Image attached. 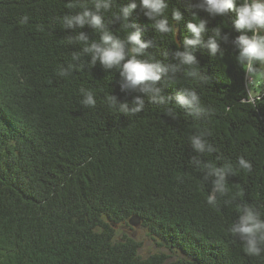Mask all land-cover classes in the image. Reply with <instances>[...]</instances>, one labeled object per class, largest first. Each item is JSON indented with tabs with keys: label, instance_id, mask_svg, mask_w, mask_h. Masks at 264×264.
Listing matches in <instances>:
<instances>
[{
	"label": "trees",
	"instance_id": "16d2710c",
	"mask_svg": "<svg viewBox=\"0 0 264 264\" xmlns=\"http://www.w3.org/2000/svg\"><path fill=\"white\" fill-rule=\"evenodd\" d=\"M81 2L0 0V264H264V253L247 254L228 232L238 205L255 207L264 219V103L248 102L251 89L234 47L221 42L224 54L215 58L196 50L198 77L185 67L159 82L173 97L167 104L145 97L141 112L113 113L108 95L131 101L143 94L122 91L118 70L99 61L90 66L85 45L69 44L79 31L99 38L87 25L63 27L61 17L79 11ZM124 2L103 13L121 38L126 29L110 22ZM184 4L169 0V16L175 7L184 16L177 33L155 32L139 8L128 18L152 41L147 51L157 59L178 63L173 52L183 50L190 35L192 11L229 40L239 34L233 13L210 17L185 11ZM75 52L79 61L71 60ZM69 63L76 66L59 75ZM81 88L94 92L95 107L80 103ZM183 89L198 94L207 115H191L175 102ZM194 134L205 135L216 151L196 153L189 143ZM240 156L251 162V172L227 175L228 192L209 204L212 183L204 179L203 163L235 165ZM193 158L202 161L200 168ZM137 225L179 255L143 256L130 233L117 235L118 227Z\"/></svg>",
	"mask_w": 264,
	"mask_h": 264
},
{
	"label": "clouds",
	"instance_id": "9594fccd",
	"mask_svg": "<svg viewBox=\"0 0 264 264\" xmlns=\"http://www.w3.org/2000/svg\"><path fill=\"white\" fill-rule=\"evenodd\" d=\"M117 0H82L80 10L74 14H66L61 17L62 25L68 29H79L85 25L90 26L99 38L90 40L88 35L79 31L68 39L69 44L82 42L85 46L82 51L90 56L89 65H95L97 61L104 69H116L121 77L120 88L122 91L131 89L142 93L131 101H119L116 96L108 95L105 98L107 107L113 113L136 114L143 110L145 97L152 103L167 104L173 97L164 93L159 82L165 77L174 74L178 70L187 67V75L196 78L199 76L197 66L199 61L195 55L196 50H206L207 54L215 58L223 56L224 49L221 42L231 45L236 50L235 61L246 74L247 89H251L248 102L258 105L264 103V0H185L184 9L190 11L199 9L210 17H230L231 25L235 32L239 33L229 40V34L223 33L221 27H207V21L199 18L192 11V19L187 21L186 30L190 35L183 39V50L177 48L173 56L178 60L177 64L165 63L148 53L152 41L142 39L145 35L142 28L128 20L133 10L139 8L144 17L150 21V26L157 33H177V24L184 16L179 7L171 9L168 14L169 0H125L113 13L110 23L120 21V25L126 29V34L121 38L111 31L109 23L105 22L103 13L110 11ZM76 5H70L75 7ZM27 17L21 23L27 22ZM174 23H170L169 20ZM211 29V31H210ZM147 55V58L146 57ZM167 55V53H166ZM72 61L80 60V53L75 52ZM76 65L68 64L67 70L62 67L58 74L66 76ZM80 103L85 106L95 107L97 100L90 89H80ZM175 102L194 116L207 115L208 109L201 105L198 94L191 89H183L176 93ZM192 149L199 154H211L216 148L209 143L203 134H194L189 137ZM192 163L197 168L202 161L193 158ZM205 171L204 179L211 178L212 190L207 196V202L213 206L217 204L218 195L223 196L228 192L226 177L234 175L236 170L251 172V162L243 156L237 158L236 164L225 160L222 164L212 162L203 163ZM237 196L243 195L239 190ZM238 218L230 225L228 232L238 236L247 254L259 256L264 253V219L255 207L251 205H238Z\"/></svg>",
	"mask_w": 264,
	"mask_h": 264
},
{
	"label": "rangeland",
	"instance_id": "374dc122",
	"mask_svg": "<svg viewBox=\"0 0 264 264\" xmlns=\"http://www.w3.org/2000/svg\"><path fill=\"white\" fill-rule=\"evenodd\" d=\"M117 229V235H119V231L124 234L128 232L133 236L134 239L141 243L139 253L143 256H149L159 251H163L170 256L173 255V258L179 255L178 252L173 253L168 250L165 245L159 243V240L157 238H153L152 236H150L147 230L141 225H137L135 227L122 226L118 227Z\"/></svg>",
	"mask_w": 264,
	"mask_h": 264
}]
</instances>
